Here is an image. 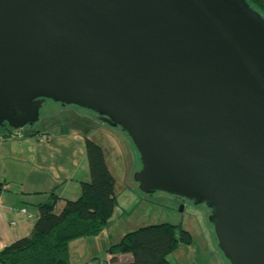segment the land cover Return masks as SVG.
<instances>
[{
	"label": "water",
	"instance_id": "water-1",
	"mask_svg": "<svg viewBox=\"0 0 264 264\" xmlns=\"http://www.w3.org/2000/svg\"><path fill=\"white\" fill-rule=\"evenodd\" d=\"M46 101L120 127L141 193L205 204L228 264H264V18L245 0H0V129Z\"/></svg>",
	"mask_w": 264,
	"mask_h": 264
},
{
	"label": "rangeland",
	"instance_id": "rangeland-1",
	"mask_svg": "<svg viewBox=\"0 0 264 264\" xmlns=\"http://www.w3.org/2000/svg\"><path fill=\"white\" fill-rule=\"evenodd\" d=\"M21 131L22 135L50 134L49 141L57 148L55 160L61 163V176L68 182L72 179L69 190L77 181H89L84 140L94 142L104 153L114 179L116 204L103 235L74 240L70 249L72 262L80 263L94 257L93 261L102 264L108 247L117 243L118 235L148 225L167 223L186 231L191 239L187 245L179 244L167 257L169 264H228L216 246L213 227L207 219L211 211L205 204L192 205L188 200L166 193L146 195L138 190L132 174L140 169L139 156L120 127L111 128L77 106L62 107L46 101L40 108L38 121ZM54 195L59 196L60 189ZM75 197L69 200H76L79 196Z\"/></svg>",
	"mask_w": 264,
	"mask_h": 264
},
{
	"label": "trees",
	"instance_id": "trees-1",
	"mask_svg": "<svg viewBox=\"0 0 264 264\" xmlns=\"http://www.w3.org/2000/svg\"><path fill=\"white\" fill-rule=\"evenodd\" d=\"M245 1L264 18V0ZM84 151L89 181L79 182V197L65 200L56 212L58 198L51 191L48 200L37 205L30 235L3 248L0 264H69V244L94 237L107 225L116 204L114 179L97 144L85 139ZM190 241L186 231L167 223L140 227L110 245V258L102 264H120L115 259L118 255L131 258L126 264H169L167 257L177 246Z\"/></svg>",
	"mask_w": 264,
	"mask_h": 264
},
{
	"label": "crops",
	"instance_id": "crops-1",
	"mask_svg": "<svg viewBox=\"0 0 264 264\" xmlns=\"http://www.w3.org/2000/svg\"><path fill=\"white\" fill-rule=\"evenodd\" d=\"M1 130L0 251L14 241L30 235L38 216L37 205L46 202L51 191L56 194L60 189V195H56L58 201L54 208V211L58 212L65 200L79 196L78 184L81 182L77 181L74 188L72 186L69 190L72 179L68 182L62 178L61 163L55 160L57 148L51 145L49 133L21 134L20 137L10 138L7 130ZM40 136L48 138V141L40 142ZM108 225L109 221L106 227ZM106 227L98 235L88 238L103 235ZM123 235H118L117 240L119 241ZM72 243L75 241L69 244V264H98L97 261H93L94 257H88L80 263L72 262L70 253ZM109 258L106 252L103 262H108ZM115 259L120 264L131 261L128 255H118Z\"/></svg>",
	"mask_w": 264,
	"mask_h": 264
},
{
	"label": "built area",
	"instance_id": "built-area-1",
	"mask_svg": "<svg viewBox=\"0 0 264 264\" xmlns=\"http://www.w3.org/2000/svg\"><path fill=\"white\" fill-rule=\"evenodd\" d=\"M22 130V129H21ZM21 130H12V129H10L9 131H8V137H10V138H17V137H20L21 136V134H22V131ZM39 141L40 142H44V141H48V138H46V137H44V136H40V138H39Z\"/></svg>",
	"mask_w": 264,
	"mask_h": 264
},
{
	"label": "flooded vegetation",
	"instance_id": "flooded-vegetation-1",
	"mask_svg": "<svg viewBox=\"0 0 264 264\" xmlns=\"http://www.w3.org/2000/svg\"><path fill=\"white\" fill-rule=\"evenodd\" d=\"M93 116V115H92ZM94 118V117H93ZM192 205H194V203L192 201H189Z\"/></svg>",
	"mask_w": 264,
	"mask_h": 264
}]
</instances>
